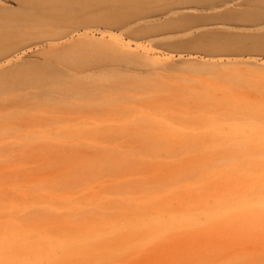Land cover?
I'll return each mask as SVG.
<instances>
[{"label": "rangeland", "instance_id": "374dc122", "mask_svg": "<svg viewBox=\"0 0 264 264\" xmlns=\"http://www.w3.org/2000/svg\"><path fill=\"white\" fill-rule=\"evenodd\" d=\"M171 2L0 0V264H264V5Z\"/></svg>", "mask_w": 264, "mask_h": 264}, {"label": "bare ground", "instance_id": "6f19581e", "mask_svg": "<svg viewBox=\"0 0 264 264\" xmlns=\"http://www.w3.org/2000/svg\"><path fill=\"white\" fill-rule=\"evenodd\" d=\"M225 1L226 0H170L171 3L168 6H166L165 8H163L164 13L162 15H165L171 11H176V10H181V9H195V10L208 9L210 7L218 6L219 4H221ZM260 2H262V4L264 5V0H260ZM259 12H261V11H259ZM238 17L242 20L249 21L255 17H260V15H255L252 11H246L245 13H241L240 15L239 14H232V15L231 14H221V15H216L214 18H200V19L204 21V20L231 19V18H238ZM196 18L197 17L189 18L187 16H183V17H181L180 20L182 22H187V21H191L192 19H195V20H193V22L197 23ZM230 39H232V37ZM209 40H210V42L208 43V45L212 46L213 49H216L214 47L216 46L217 42L215 40H213V38H210ZM218 40L219 39H217V41ZM10 46L9 47L6 46V48L9 49ZM6 48L4 46L3 51L7 50ZM49 71H50L49 68H47L45 66L36 67V70L34 69L32 79L35 78L37 80V78H41V79H44L46 81L49 78L51 80L52 77L49 75L50 74V73H48ZM20 74H22V73H20ZM47 74L49 75V77L47 76ZM53 77H55V76H53ZM40 81H42V80L39 79V82ZM29 82H31V80H29ZM36 82H37V84H39L38 80ZM30 84L32 85V84H36V83L31 82ZM25 85L28 86L27 84H24L23 87ZM39 85L43 86L44 83L40 82ZM39 85H37V86H39ZM26 86H25V88H26ZM57 87L61 88L62 85L57 84ZM21 88H22V86H21ZM80 94L81 95L78 94L77 98H79L80 100H86V96L82 95L83 93H80ZM57 99H59V98H57ZM55 101H56V98H55ZM57 102H58V100H57ZM246 115L248 116V119L246 122L241 123V125L237 126L238 125L237 122H235V123L232 122L228 125V127H227L228 136H227L226 142H231V141L236 140V139L239 140L240 138H242L244 136H248V135L255 137L259 133L264 132V111L253 112V111H249V110L247 111L246 110ZM233 144L228 145V146H232ZM226 155H227L226 160H231L233 158L232 155H228V154H226ZM241 155H242L241 153H238V154H235L234 157L241 156ZM34 156H36V158H38V161H40L41 159L45 158L46 156H50V154L43 153V152H36V154ZM263 158H264V156H263ZM255 173H257V170L253 171V174H255ZM244 199H264V193H257V194H255V196L254 195H250V196L247 195Z\"/></svg>", "mask_w": 264, "mask_h": 264}]
</instances>
